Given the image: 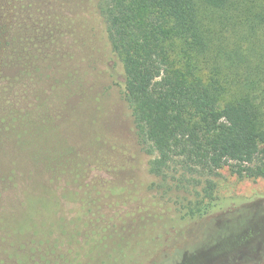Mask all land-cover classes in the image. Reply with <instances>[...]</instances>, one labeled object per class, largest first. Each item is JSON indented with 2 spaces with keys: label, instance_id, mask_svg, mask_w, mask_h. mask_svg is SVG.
I'll use <instances>...</instances> for the list:
<instances>
[{
  "label": "trees",
  "instance_id": "trees-1",
  "mask_svg": "<svg viewBox=\"0 0 264 264\" xmlns=\"http://www.w3.org/2000/svg\"><path fill=\"white\" fill-rule=\"evenodd\" d=\"M12 1L0 0V104L22 136L46 144L50 110L74 96L87 110L108 92L157 181L132 207L96 203L98 168L77 176L85 246L73 263L229 264L250 240L260 257L242 264H264V217L243 224L238 248L223 245L225 223L252 209L229 210L215 183L224 167L264 179V0H35L31 13ZM18 68L26 78H3Z\"/></svg>",
  "mask_w": 264,
  "mask_h": 264
},
{
  "label": "rangeland",
  "instance_id": "rangeland-1",
  "mask_svg": "<svg viewBox=\"0 0 264 264\" xmlns=\"http://www.w3.org/2000/svg\"><path fill=\"white\" fill-rule=\"evenodd\" d=\"M12 2L30 13L37 6L35 0ZM22 70L5 71L3 78L24 79ZM26 70L33 74L34 68ZM85 82V87L105 92L104 80L94 85L91 79ZM77 111L80 116L72 120L70 113ZM48 116L55 131L47 134L49 139L44 144L36 134L22 136L19 114L0 104V120L5 119L0 123V264H74L83 256L84 235H74L77 229L84 234L85 229L80 225L81 179H76L85 169L98 168L94 174L102 176L96 188L98 204L116 199L139 206L153 193L150 188L157 182L148 172L149 157L136 144L131 120L116 95L106 92L102 102H94L87 110L80 96H74L62 108L50 110ZM28 138L32 144L25 140ZM54 164L57 167L52 168ZM215 183L217 197L229 210L252 209L246 221L237 218L225 223L230 234L223 245L229 250L247 227L245 222L249 223L252 216L264 217V179H239L224 167ZM261 247L255 243L249 251L250 240L244 242L243 256H234L232 263L225 257L222 263L257 260Z\"/></svg>",
  "mask_w": 264,
  "mask_h": 264
}]
</instances>
